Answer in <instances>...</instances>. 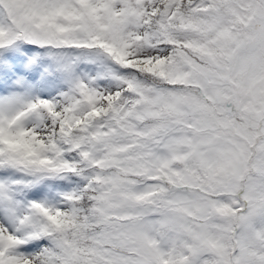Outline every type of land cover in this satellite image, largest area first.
Returning a JSON list of instances; mask_svg holds the SVG:
<instances>
[{"label": "snow or ice", "instance_id": "snow-or-ice-1", "mask_svg": "<svg viewBox=\"0 0 264 264\" xmlns=\"http://www.w3.org/2000/svg\"><path fill=\"white\" fill-rule=\"evenodd\" d=\"M0 264H264V0H0Z\"/></svg>", "mask_w": 264, "mask_h": 264}]
</instances>
